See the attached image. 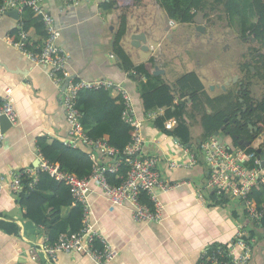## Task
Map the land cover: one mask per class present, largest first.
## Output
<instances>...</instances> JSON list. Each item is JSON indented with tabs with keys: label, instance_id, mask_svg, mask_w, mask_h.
<instances>
[{
	"label": "crops",
	"instance_id": "obj_1",
	"mask_svg": "<svg viewBox=\"0 0 264 264\" xmlns=\"http://www.w3.org/2000/svg\"><path fill=\"white\" fill-rule=\"evenodd\" d=\"M42 6L59 31L56 44L67 54L62 72L72 79L109 78L121 84L130 94L134 114L141 122L143 153L155 155L161 176L169 182H177L166 193L154 188L162 203L161 217L156 221L134 220L129 203L112 206L98 186L90 185L87 219L116 251V255L105 264H196L204 248L228 244H231L230 252L238 255L242 247L234 237L242 228L253 230L249 232L252 246L247 264H264V231L251 225L242 200L205 190V167L202 163L190 168H170L171 161L185 160L187 155L183 154L182 147L175 144L179 142L177 138L159 130L153 120L145 118V114L153 110L161 109L162 114L165 107L145 111L140 95L142 91L152 90L162 83L172 84L182 74L195 72L198 75L203 85L197 93L200 107L196 108L189 96H185L187 114L181 118L188 129V142L185 145L179 142L189 150L188 154L197 155L198 143L211 136L204 131L201 119L204 112L223 109L231 113L226 105L227 92L239 95L238 90L246 86L249 102L264 100V45L260 46L254 40L244 41L237 34L240 43L233 40L235 46L230 43V50H225L226 43L222 50L215 49V56L223 57V61L219 59L222 63L228 64L229 60L235 70L227 76L231 69L224 65L225 78L221 81L207 76L209 68L202 61L206 54L208 56L209 46L213 44L217 48L218 43L226 41V37H221L219 42L207 33L205 42L201 37L205 38L207 31L198 30L199 36L190 34L185 37L181 27L195 29V23L172 21L154 0L132 2L129 6H123L121 0L111 9H104L102 0H78L76 4H67L66 0H44ZM28 9L18 11L17 18L7 12L10 9L0 16V102L9 88L16 113L12 125L1 131L0 172L7 179L12 171L37 165V155L44 148L42 146H46L43 138L65 142L68 136L62 107L64 81L56 82L49 75L48 66L32 64L13 45L19 38V26L27 32L26 43L31 49L41 45L47 37V32L44 33L35 22L36 16H40ZM121 14H126L121 46L134 65L143 64L147 70L145 75H136V78H131L119 67L118 57L113 51V35ZM204 20L206 28L210 20L206 16ZM137 26L139 31L147 32L148 45L153 49L136 48L128 37L124 39L129 29L134 31ZM243 43L246 45L244 49ZM234 76L238 78L229 79ZM238 79L241 84L237 83ZM191 90L187 85L186 91ZM107 91L111 97L115 96V90ZM179 97L175 91V103ZM234 99L241 104L244 102L239 96ZM83 102L89 105L100 103L99 110L111 108L110 103L104 100L95 102L94 96L89 94L81 99V104ZM261 119L264 120V114L257 111L254 121ZM83 129L87 132L89 127L85 125ZM226 132L221 129L212 135L231 144ZM262 136L264 138V134ZM80 147L89 152L93 163L94 160L110 161L92 148ZM57 153L53 151L52 156ZM39 181L43 199L28 198L26 205L20 204L16 193H12L7 184L0 189V264H96L79 253L60 252L56 260L51 261L41 252L42 245L54 241L59 233L68 232L66 219L75 202L62 188L52 186L49 180ZM261 200L264 203V193Z\"/></svg>",
	"mask_w": 264,
	"mask_h": 264
},
{
	"label": "built area",
	"instance_id": "obj_2",
	"mask_svg": "<svg viewBox=\"0 0 264 264\" xmlns=\"http://www.w3.org/2000/svg\"><path fill=\"white\" fill-rule=\"evenodd\" d=\"M43 1L2 0L0 16L12 8H16L18 11L30 8L40 16L47 32L44 42L34 49L27 47V32L19 26V38L13 42V45L24 53L32 64L48 66L49 75L56 82L67 81L62 92V107L68 125V136L65 142L73 147L92 148L101 156L110 158V161L94 160L90 172L86 176L79 177L74 172L63 170L56 161H49L41 153H38L36 166L12 171L8 179L0 172V189L7 184L12 193L19 192L22 189V176L29 178V187L33 188L42 172L63 182L68 187L75 204L78 203L82 207V226L74 232L59 233L54 241L42 245L41 252L51 261L56 260L58 253L64 252L83 254L96 264H105L116 255V251L87 219L90 185L98 186L112 206L129 203L134 220L156 221L161 217L162 203L154 193V188L166 193L170 188L176 186L177 182H169L161 176L157 168L158 158L155 155L143 153L144 137L141 132V122L134 114L130 94L121 84L109 78L72 79L66 72H62L67 54L56 44L59 31L54 27L52 17L43 9ZM66 2L67 4H76L78 0H66ZM149 47L153 49L152 45ZM99 88L113 89L121 95L123 102L121 119L132 127L131 138L121 151L103 139L89 136L83 129L81 112L77 107L78 95L83 90ZM161 112V109L149 111L145 114V118L153 120ZM0 115H5L11 123L15 121L16 113L12 106L9 88L6 89L5 97L1 99ZM177 122V118L171 117L164 121V128L170 130ZM2 138L3 133L0 130V140ZM175 144L179 148H183L182 152L187 155V158L171 161L170 168L178 166L190 168L194 164L202 163L205 167L204 189L211 190L219 196L227 195L242 200L244 212L251 225H259L264 212V204L258 205L250 196V191L254 186L264 184V168L260 166V160L254 151L229 144L213 135L198 143L199 155L188 154L187 148H184L179 142H175ZM119 154L124 158L121 159ZM120 163H123L126 168L123 179L117 185L111 184L107 174H117ZM142 193L147 196L150 205L140 200ZM245 239L249 241L247 242ZM234 240L242 247V251L238 255H233L230 252L231 244L217 246L214 249L206 247L199 254L196 264H247L251 253L252 238L249 237L248 231L242 228L236 233Z\"/></svg>",
	"mask_w": 264,
	"mask_h": 264
},
{
	"label": "trees",
	"instance_id": "obj_3",
	"mask_svg": "<svg viewBox=\"0 0 264 264\" xmlns=\"http://www.w3.org/2000/svg\"><path fill=\"white\" fill-rule=\"evenodd\" d=\"M121 0H102V7L104 9H111L115 4H118ZM144 0H122L123 6H129L132 2L140 3ZM147 1V0H145ZM157 2L159 7L164 11L169 19L172 21L184 24L193 22V18L197 12H203L210 21L213 20L212 15L215 19L222 21L225 20L226 23L231 27L235 28L239 36L244 41H256L260 46L264 45V0H154ZM2 0H0L1 4ZM26 9V8H25ZM28 10L31 11L29 8ZM32 12V11H31ZM35 22L40 25V28L44 30L42 21L38 16L35 18ZM119 25L113 35V51L118 57L119 67L130 74L131 78H136V75H145L147 70L143 64L134 65L126 51L121 46V37L126 30V14H121L118 17ZM28 47V45L26 44ZM191 86V91H186V86ZM203 88L202 82L195 72H188L179 76L172 84L162 83L157 87L149 91H142L140 93L143 107L145 111L153 110L158 107H165L162 114L156 116L153 119V123L159 130L173 135L177 140L185 145L188 142V129L182 121V115L187 114V98L192 101V105L199 108L198 95L197 93ZM175 91L179 93V100L174 102ZM242 91V89H240ZM239 91V92H240ZM115 92V96L111 97L109 91L99 88V89H86L79 93L77 98V107L81 112V123L83 127L87 125L89 130L86 132L89 136L93 138H100L105 140L109 145L117 148L121 151L124 146L129 142L132 135V127L121 119V113L123 110V102L121 95ZM87 94L90 97L95 98L97 101H106L110 103L111 108L107 111L99 110V104L89 105L88 103L81 104V99ZM241 97L244 102L250 101L249 92L247 90L243 91V95L234 94V92H227L225 95L227 109L231 110L224 111L223 109H215L206 113L202 116L204 131L206 135H212L215 132L221 131V127L224 125V131L229 132V136L234 141V145L244 147L248 151H254L257 155L256 148L264 147L263 136L261 138L253 139L251 145L246 147L243 144L238 145L237 139L233 138L237 135L239 138L247 137L252 139L248 129L246 127L240 126L238 123L231 121L233 117H236L238 111L242 109V104L235 100L234 97ZM182 97H184L182 99ZM182 99V100H180ZM117 101V103H116ZM235 101V102H233ZM258 105L253 108V111H246L242 113V119H248L249 115H252L254 120L256 112L261 111L264 114V100L257 102ZM1 104V102H0ZM250 104H252L250 102ZM249 104V105H250ZM173 107V108H172ZM175 107V108H174ZM102 111V112H100ZM175 117L178 119L177 124L167 130L164 128L163 122L169 117ZM228 117L227 121L224 118ZM223 133V131H222ZM46 146L40 153L47 158L49 161H56L63 170L74 172L79 177L86 176L91 168L93 161L89 156V152L81 148L80 146L73 147L66 142L58 141L52 139L51 141L45 140L43 138ZM256 145H254V141ZM264 151V149L262 148ZM53 151H58V153L52 156ZM119 157L123 159V155L119 154ZM126 168L123 163H120L117 174H107L108 180L111 184H119L125 174ZM39 180H49V183L54 187L62 188L69 196L70 192L68 187L61 181L53 179L48 176L47 173H40L38 182L33 186L29 187V178L26 176L21 177L22 189L16 193L20 204L26 205L28 198L43 199L41 193V182ZM264 193V184L254 186L250 191V196L254 198L258 205H263L261 200V195ZM140 200L142 202L150 205L147 196L142 193L140 195ZM71 214L67 217V227H65L68 232H74L79 230L82 226V207L80 204L76 203L71 209ZM259 227L264 231V212L261 216ZM256 227V226H254ZM252 228V227H251ZM253 232V230L248 231ZM250 237V235H249ZM247 242L249 240L245 239ZM217 246H212L210 249H214Z\"/></svg>",
	"mask_w": 264,
	"mask_h": 264
},
{
	"label": "rangeland",
	"instance_id": "obj_4",
	"mask_svg": "<svg viewBox=\"0 0 264 264\" xmlns=\"http://www.w3.org/2000/svg\"><path fill=\"white\" fill-rule=\"evenodd\" d=\"M212 18L214 20L210 21V24L203 30V31H207L204 35H205V38L201 37V40L203 41H207V33H209L211 35L212 38H215L217 39L219 42L221 41V37H226V41L225 40H222V43H218L219 45L216 46L215 45H210L209 46V53H208V56L205 55L204 59H203V65L205 66H208L209 68V72L207 73V76H214L216 77L217 79H221V81L223 80L224 77V73H223V66H227L228 68L227 69H231L227 76H229L230 74L232 73H235V70L234 68L232 67V65L229 63V60H228V64L226 63H222L221 61L224 60L223 57H220L218 58L217 56H215L214 54V50L217 49V50H222V47L227 46V48H225V50L231 48L230 46V43L232 45V47L235 46L233 40H236L238 43H240L239 41V38L237 36L238 32L235 30V28H231L225 20H222L221 22L217 19H215V17L212 15ZM224 27V28H223ZM179 28H180V25H179ZM183 28L184 32H185V37L186 36H189L190 34L191 35H198L199 36V33L200 32H197L194 28H191V27H187V26H184V27H181ZM209 35V36H210ZM226 43V44H225ZM225 46V47H226ZM245 44L243 43L242 44V48L244 49L245 48ZM233 49V48H232ZM233 52V50H232ZM215 53H218L217 51H215ZM221 61H220V60Z\"/></svg>",
	"mask_w": 264,
	"mask_h": 264
},
{
	"label": "water",
	"instance_id": "obj_5",
	"mask_svg": "<svg viewBox=\"0 0 264 264\" xmlns=\"http://www.w3.org/2000/svg\"><path fill=\"white\" fill-rule=\"evenodd\" d=\"M8 13H12L13 15H15V17L17 18V14H18V9L16 8H12L10 9L9 11H7ZM204 13L203 12H197L196 15L194 16L193 18V22L195 23V29L198 30V31H203L205 29V25H204ZM135 30L132 31L131 29H129V33H126L125 36H124V39H126L127 37L129 38L130 40V44L136 48H141L142 50H148L149 49V45H148V40H147V37H148V34L146 31L142 30V31H139L138 29V26L134 28ZM158 68L156 67V70ZM158 71V70H157ZM238 77L237 76H234L233 78H229L230 80L231 79H237ZM230 82V81H229ZM227 82L225 85H228ZM66 84H67V81L65 80L62 84V92L64 91L65 87H66ZM241 84V83H239ZM225 85L223 87H225ZM243 88H246V86H243ZM239 113V112H238ZM242 118V115L241 113L237 114V116L235 118L232 119V121H235L236 120H240ZM225 121L228 120V118L226 117L224 119ZM248 123V127H252V122L251 120H248L247 121ZM12 125V123L7 119V117L5 115H0V129L1 131H5L7 128H9L10 126ZM225 126H222L221 129H224ZM218 133V132H216ZM227 135H229V132L227 131L226 132ZM264 134V132L260 133V134H252V139H248V140H244V139H238V136L235 135L233 138L237 139V144L240 145V144H243L244 146L248 147L251 145V142L253 139H256V138H261L262 135ZM231 137V136H229ZM262 142H264V139L262 140ZM234 145V144H233ZM256 152H257V157L258 159L260 160V166L264 168V151L262 150L261 147H257L256 148Z\"/></svg>",
	"mask_w": 264,
	"mask_h": 264
},
{
	"label": "flooded vegetation",
	"instance_id": "obj_6",
	"mask_svg": "<svg viewBox=\"0 0 264 264\" xmlns=\"http://www.w3.org/2000/svg\"><path fill=\"white\" fill-rule=\"evenodd\" d=\"M196 30V29H195ZM241 38V37H240ZM242 39V38H241ZM247 41V40H246ZM237 83H239V79H238V81H237ZM240 89H242V91H240V90H238V91H240L239 92V94L240 95H243V91H245L246 90V88H243V86H242V88H240ZM242 100V99H241ZM242 102H243V100H242ZM257 102H259V101H256V102H253L252 104H250V102L248 101V102H243L242 103V109L239 111V113H241V115H242V113H246V111H250V112H252L253 111V108L254 107H256L257 105H258V103ZM250 104V105H249ZM238 113V114H239ZM252 115H253V113L251 114V116L249 115L248 117H249V120H251V122H252V127H248L247 125H248V123H247V121H248V119L246 120V119H240V120H236L235 119V121H232V119H231V121L232 122H234V123H238L240 126H242V127H246V129H248V131H249V133H250V135H252V134H260V133H262V132H264V120L263 119H261V120H256V121H254L253 119H252ZM243 117V116H242ZM238 139H240L239 137H238ZM241 139H244V138H241ZM244 140H248V138H245ZM238 141V140H237ZM231 144H233L234 143V141H233V139L230 137V141H229Z\"/></svg>",
	"mask_w": 264,
	"mask_h": 264
}]
</instances>
